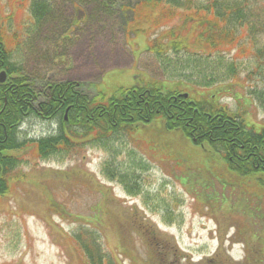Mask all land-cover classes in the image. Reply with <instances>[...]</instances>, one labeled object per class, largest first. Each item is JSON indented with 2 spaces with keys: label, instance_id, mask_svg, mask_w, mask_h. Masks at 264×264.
<instances>
[{
  "label": "rangeland",
  "instance_id": "obj_1",
  "mask_svg": "<svg viewBox=\"0 0 264 264\" xmlns=\"http://www.w3.org/2000/svg\"><path fill=\"white\" fill-rule=\"evenodd\" d=\"M32 1L0 0V22L16 41L12 62L37 90L68 81L86 85V93L94 97L142 80H161L167 90L182 86L175 81L183 76L204 82L198 77L206 75L209 80L213 62L189 66L188 53H171L182 66L166 73L146 49L150 39L174 29L189 33V46L200 50L196 36L204 26L199 18L221 26L208 7L210 0H194L199 8L208 7L207 12L177 9L171 18L164 17L165 8L155 0L135 9L143 0H45L50 11L39 23L31 13ZM256 1L258 25L235 28L236 46L222 47L224 61L213 64L222 84L206 96L246 123L262 126L264 10L259 12L264 0ZM232 66L238 74L227 80ZM57 129L58 122L33 117L22 125L20 137L36 140ZM208 150L154 122L132 138L122 133L104 145H85L65 159L39 160L31 148L14 153L20 165L11 190L0 199V264H82V252L70 238L87 227L101 234L103 264H154L141 229L147 224L182 251L184 258L170 264L201 263L217 252L229 264H243L248 246L264 263L262 188L228 171ZM106 161L108 171L130 176L139 189L130 194L118 180H108Z\"/></svg>",
  "mask_w": 264,
  "mask_h": 264
},
{
  "label": "trees",
  "instance_id": "obj_2",
  "mask_svg": "<svg viewBox=\"0 0 264 264\" xmlns=\"http://www.w3.org/2000/svg\"><path fill=\"white\" fill-rule=\"evenodd\" d=\"M162 1L159 0V3ZM164 1L171 6L163 10L165 18H171L172 12H177V9L187 12L202 9L207 12L208 7L212 6L210 11L217 18L220 27L214 25L213 21L199 18L197 14L193 15L195 19L199 18L198 22L204 26L196 36L200 50L189 46V33L174 29L161 33L149 43V52L156 56L166 73H175L179 71V66H182L174 63L177 58H171V53H188L192 58L188 60L189 66L191 63L204 65L213 62L208 68L211 72L209 80L206 75L198 77L206 79L204 82L187 81L183 76L178 79L182 86L167 90L163 87L167 86L166 83L151 79L130 88L120 89L110 96L99 93L93 98L85 93L81 84L51 83L42 96L45 101L39 104V94L34 85L12 62V45L16 42L12 32L10 33L4 23L0 25V73L5 71L7 74L6 82L0 83V196L11 190L9 179L19 164L17 158L5 156L9 151L19 152L31 148L33 155L38 159H65L75 155L85 145L105 144L112 137L122 133L132 138L140 128H146L156 121H161L166 131L178 132L196 146H207L209 153L217 155L225 162L228 171L238 174L241 179H249L250 185L258 182L264 193V129L257 131L247 127L238 115L227 109V106L213 100L214 97L208 99L206 96L207 90L218 83L222 84V79L215 76L217 69L212 71L213 64L214 61H224V57L219 55L222 47L237 44L238 40L234 38L235 26L258 25L253 15L257 10L253 5L257 1L227 0L217 3L216 0H210L207 8H199L194 0ZM31 7L32 16L37 23L50 11V5L45 0H33ZM260 8L259 14L264 10V5ZM204 45L207 47L202 48ZM208 47L211 52H208ZM212 58L214 60L210 61ZM227 73L226 79L230 80L236 77L238 71L232 66ZM183 83L189 84L190 89H184ZM186 93L189 94L188 98L184 97ZM31 115L44 120H58V134L42 140L20 141L17 138L19 126ZM65 116L68 117L67 120ZM107 164L106 162L104 174L110 181L118 180L130 194L139 189L132 184L130 176L108 171L110 163ZM258 175L262 177H257ZM59 210L66 215V212ZM72 217L78 221L74 215ZM141 229L144 230L143 238L148 244V250H152L150 259L154 264H170L174 259L184 258L178 246L159 235L150 225H143ZM70 239H73L82 252V264L104 263L106 257L101 247L100 233L90 228H82ZM252 254V250L248 251V261L244 264L262 262ZM226 260L217 252L214 257L197 264H229Z\"/></svg>",
  "mask_w": 264,
  "mask_h": 264
},
{
  "label": "flooded vegetation",
  "instance_id": "obj_3",
  "mask_svg": "<svg viewBox=\"0 0 264 264\" xmlns=\"http://www.w3.org/2000/svg\"><path fill=\"white\" fill-rule=\"evenodd\" d=\"M2 113V111H0V114Z\"/></svg>",
  "mask_w": 264,
  "mask_h": 264
},
{
  "label": "bare ground",
  "instance_id": "obj_4",
  "mask_svg": "<svg viewBox=\"0 0 264 264\" xmlns=\"http://www.w3.org/2000/svg\"><path fill=\"white\" fill-rule=\"evenodd\" d=\"M24 123V122H23ZM19 128H20V126H19Z\"/></svg>",
  "mask_w": 264,
  "mask_h": 264
},
{
  "label": "water",
  "instance_id": "obj_5",
  "mask_svg": "<svg viewBox=\"0 0 264 264\" xmlns=\"http://www.w3.org/2000/svg\"><path fill=\"white\" fill-rule=\"evenodd\" d=\"M186 97H187V95H186Z\"/></svg>",
  "mask_w": 264,
  "mask_h": 264
}]
</instances>
